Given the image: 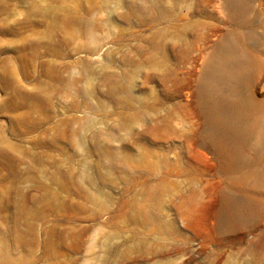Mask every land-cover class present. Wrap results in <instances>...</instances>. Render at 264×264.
Instances as JSON below:
<instances>
[{"label":"rangeland","instance_id":"obj_1","mask_svg":"<svg viewBox=\"0 0 264 264\" xmlns=\"http://www.w3.org/2000/svg\"><path fill=\"white\" fill-rule=\"evenodd\" d=\"M236 5L0 0V264H264V0ZM227 56L242 83L205 92ZM240 95L249 158L224 166L208 109Z\"/></svg>","mask_w":264,"mask_h":264},{"label":"bare ground","instance_id":"obj_2","mask_svg":"<svg viewBox=\"0 0 264 264\" xmlns=\"http://www.w3.org/2000/svg\"><path fill=\"white\" fill-rule=\"evenodd\" d=\"M230 1L237 4L238 7L243 2V0ZM219 48L224 51L227 50V48L222 45ZM243 62L242 59L237 58L236 60L235 58H229V56H227L220 61L210 63L205 72L207 80L203 86L204 91L208 92L209 87L221 82V80H232L236 83V86H239L245 77V67ZM29 92L30 91H28L27 87L22 85V97L19 100L16 98V95H10L7 97V103L10 105L13 113L17 112L18 114L20 110V114L25 120L28 119L31 111V105L28 98ZM208 110L209 126L212 129L211 139L215 141L216 147L223 157L224 166L238 165L247 161L249 157L247 158V155L244 152L246 128L244 124L246 119L244 112L247 110L245 98L240 95L235 106H231L221 99H214L212 105H209ZM17 114L13 115L12 118L15 119ZM262 136H264V130ZM257 152L264 153V141L260 143ZM48 193L52 196L50 198L58 197V192L56 190L48 189ZM222 196L224 200V206L222 205L223 213L221 215L223 220H237L238 222L247 217V211L249 209V203L247 200L244 198L235 199L225 193H223ZM0 259L7 262L14 259L12 253L1 244Z\"/></svg>","mask_w":264,"mask_h":264}]
</instances>
